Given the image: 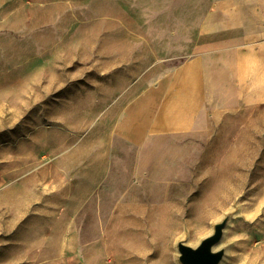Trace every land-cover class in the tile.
<instances>
[{
    "label": "rangeland",
    "instance_id": "obj_1",
    "mask_svg": "<svg viewBox=\"0 0 264 264\" xmlns=\"http://www.w3.org/2000/svg\"><path fill=\"white\" fill-rule=\"evenodd\" d=\"M210 3L0 0V264L59 259L66 229L63 264H180L224 216L219 264L261 250L264 107L145 146L114 130L134 84L198 51Z\"/></svg>",
    "mask_w": 264,
    "mask_h": 264
},
{
    "label": "crops",
    "instance_id": "obj_2",
    "mask_svg": "<svg viewBox=\"0 0 264 264\" xmlns=\"http://www.w3.org/2000/svg\"><path fill=\"white\" fill-rule=\"evenodd\" d=\"M199 26L193 56L148 85H133L137 91L114 125L130 143L145 146L155 136L204 129L219 115L264 107V0H211ZM100 158L94 155L82 187L100 175Z\"/></svg>",
    "mask_w": 264,
    "mask_h": 264
},
{
    "label": "water",
    "instance_id": "obj_3",
    "mask_svg": "<svg viewBox=\"0 0 264 264\" xmlns=\"http://www.w3.org/2000/svg\"><path fill=\"white\" fill-rule=\"evenodd\" d=\"M228 217L224 216L213 224L212 230L195 245L179 240L177 259L180 264H219L224 256V249L218 243L222 239Z\"/></svg>",
    "mask_w": 264,
    "mask_h": 264
},
{
    "label": "bare ground",
    "instance_id": "obj_4",
    "mask_svg": "<svg viewBox=\"0 0 264 264\" xmlns=\"http://www.w3.org/2000/svg\"><path fill=\"white\" fill-rule=\"evenodd\" d=\"M262 219L264 220V216L262 217ZM6 228L7 227L5 226V224L3 222H0V229L2 231H6L7 230ZM67 230L68 229H66L64 232L63 245H62V249L60 252V256H62V257H60L59 259H55L54 255H53L54 250L51 249L50 252L47 251L42 256V257L46 258V261H45L46 264H63L67 260L65 258V256L72 253V248L68 244ZM7 233H11V230L7 231ZM37 239H39V237L36 236L35 240H37ZM259 239H262V243H263L262 248L260 251H257L253 255L252 260H250L249 264H264V232H262L259 235ZM222 244H223V240L221 239L220 242L218 243L217 247L222 246ZM37 251H39V250H37ZM32 259H33V261L37 260V256H34ZM21 262H22V260H17L16 263H21Z\"/></svg>",
    "mask_w": 264,
    "mask_h": 264
}]
</instances>
